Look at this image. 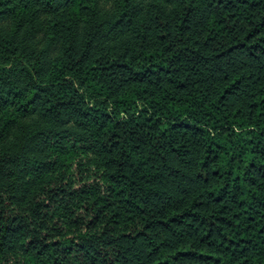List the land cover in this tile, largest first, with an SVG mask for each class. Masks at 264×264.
<instances>
[{
	"label": "trees",
	"instance_id": "16d2710c",
	"mask_svg": "<svg viewBox=\"0 0 264 264\" xmlns=\"http://www.w3.org/2000/svg\"><path fill=\"white\" fill-rule=\"evenodd\" d=\"M0 264H264V0H0Z\"/></svg>",
	"mask_w": 264,
	"mask_h": 264
},
{
	"label": "rangeland",
	"instance_id": "374dc122",
	"mask_svg": "<svg viewBox=\"0 0 264 264\" xmlns=\"http://www.w3.org/2000/svg\"><path fill=\"white\" fill-rule=\"evenodd\" d=\"M81 91L83 92V93H86L87 95H88V92H85V89L83 88H81ZM92 103H97V101H95V100H92Z\"/></svg>",
	"mask_w": 264,
	"mask_h": 264
}]
</instances>
